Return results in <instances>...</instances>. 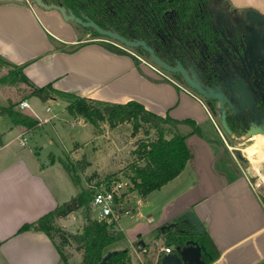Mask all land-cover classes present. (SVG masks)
<instances>
[{
  "label": "crops",
  "instance_id": "1",
  "mask_svg": "<svg viewBox=\"0 0 264 264\" xmlns=\"http://www.w3.org/2000/svg\"><path fill=\"white\" fill-rule=\"evenodd\" d=\"M249 4L253 5H242ZM76 24L66 21L56 9L37 5L35 0H0V55L15 66H21L24 74L38 86L53 83L55 88L63 91L110 102L135 100L159 115L193 116L195 118H188L198 124L210 118L201 98L191 90L159 77L149 66L137 65L128 54L104 47L97 38L80 37L76 28L74 32ZM52 38L65 46L54 45ZM75 44L80 46L74 51L65 48ZM28 92L30 94V89ZM58 99L62 98L49 100ZM23 100L28 101V98L12 102L21 109ZM195 104L199 105L200 111H191L189 107ZM26 108L34 112L31 105L21 112L39 120L37 126L29 129L22 123H14L10 116L0 114L3 120L9 121L10 128L17 130H0V251L6 264H60V254L45 232H18L23 224L37 220L78 193V190L73 192L69 173H46L37 149L29 147V155H34L33 158L9 149L19 141L16 140L19 134L26 132L27 135L58 116L52 114L41 118L27 112ZM46 110L51 111L49 106ZM99 137L96 135L91 139ZM212 144L222 149L218 141H210L209 145ZM28 145L29 139L25 146ZM225 145L233 161L224 162L220 154L206 161L195 158L196 164L188 161L178 176L158 189L178 181L167 191L159 207V216L150 215V219L139 224L134 233L131 231L137 235L130 239L133 246H128L132 264L134 257L141 264H155L160 255L172 253L174 245L169 243L170 230H162L161 226L173 222L188 210L196 213L219 251V257L213 263L257 264L264 259V203L233 149ZM50 155L55 159L58 157L54 151ZM187 166L191 173L184 176ZM140 239L144 244L139 242ZM166 246L172 251L165 252L163 247Z\"/></svg>",
  "mask_w": 264,
  "mask_h": 264
},
{
  "label": "trees",
  "instance_id": "2",
  "mask_svg": "<svg viewBox=\"0 0 264 264\" xmlns=\"http://www.w3.org/2000/svg\"><path fill=\"white\" fill-rule=\"evenodd\" d=\"M50 2L71 8L77 15L84 12L102 27H106V24H116L119 25L120 30L126 33L132 32L137 36L145 34L144 36L150 41L155 38L158 39L160 33L164 35L171 33V30H164L166 20L162 14L163 8L157 0H50ZM194 2L198 10L201 0H175L174 6L180 13V22H177V26L190 22L191 17L194 16L192 8ZM198 18H201L200 11H198ZM94 32L99 35L98 32ZM110 49L114 50L112 47ZM0 63L11 68L8 72L11 79L24 82L29 88L31 87L32 95L38 96L43 101L50 98H62L67 102L66 109L69 113L80 116L92 124L106 121L114 127L120 123L131 122L138 128L147 125L150 129H154L157 133L156 139L148 142L142 141L139 144L136 151L138 153L137 159L131 165L132 170L129 174V179L133 184L131 190L137 191L143 198L178 176L190 159L191 150L188 145V135L178 132L177 125L187 123L194 128V132H202L194 119H177L169 114L159 115L135 100L110 102L63 91L55 88L53 83L38 86L24 74L21 66H15L1 55ZM14 106L15 104L10 103L6 107H0V114L8 115L14 123H22L27 127L39 123V120L33 116L14 110ZM59 160L70 174L74 184L81 187L80 183L73 179V169L77 163H80L79 169L83 171L88 162L84 161L83 158L73 163H69L63 158ZM105 180L108 179H103V181ZM103 181H99L97 184L100 185ZM108 183L110 182L108 181ZM126 194L127 192H123V196ZM93 197V188H81L76 195L55 209L33 222L23 224L18 232L25 230L43 231L52 240L55 236H59L63 245L69 244L70 232L56 225L55 220L84 208V238L81 243H77V248L83 251L80 264H99L104 256L105 247L122 239L125 234L119 229L118 219L109 224L99 221L94 216ZM261 199L264 203L263 195ZM183 226L188 228L187 225L183 224ZM178 235L179 233H176V238L169 235V241H174L175 244L182 243L181 240L178 242ZM199 240L206 244L208 251L213 255L212 261L216 260L219 257V251L213 245L206 231L200 235ZM57 248L62 261L69 264L67 255L62 252L58 245ZM107 264H132L129 249H119L110 257Z\"/></svg>",
  "mask_w": 264,
  "mask_h": 264
},
{
  "label": "rangeland",
  "instance_id": "3",
  "mask_svg": "<svg viewBox=\"0 0 264 264\" xmlns=\"http://www.w3.org/2000/svg\"><path fill=\"white\" fill-rule=\"evenodd\" d=\"M231 1L240 5L243 3H252L254 6H260V9H262L261 11L264 12V0ZM75 28L76 31H78L80 37L86 36L97 39L108 38L105 36L102 38L96 37L102 35H96L93 28L84 27L78 23L74 27V32ZM123 47L126 49L129 48L125 45H123ZM147 60L149 63L153 64L159 69L158 72L154 70V73L165 79L161 73L167 74V72H165L162 68H159V66L154 64V62H152L150 59ZM10 69L11 68L9 66L0 63V106L8 105L12 101L18 103L21 99L27 97L31 108L34 111L31 112L30 109L26 108L25 110L27 112L35 113L41 118L52 114L58 116L53 117L51 121L46 122L43 125L38 126L35 130L29 132L26 135L29 139L28 146L22 145L19 141H17L16 143L9 146V149H13V151L23 155H29V147H32V149L35 150L37 149L39 154L37 156L39 161L42 163L41 166L47 169L46 173H68L63 167L62 163L57 159L59 156H62L59 158H63L69 163H73L78 159H85L84 161L88 162L85 166L86 169L83 171L80 170V163H77L73 169V179L75 182L80 183L81 185V187H77L70 178L73 192H76L81 188L88 189V187H91L90 185L97 184L99 181H103V179H108L103 181L106 185H112L117 181L124 183V191L127 192L129 198L128 200H125L123 207L131 208L128 210V212L123 211L120 214L118 222L119 227L122 229L125 236L122 239L115 241L105 247L104 255L108 252V250H118V248L122 250L128 248V246H133V243H131L130 239L137 235L136 233L133 235L131 231L134 233V229H136L139 224L142 225L143 223L147 222L150 219V215L153 214V216H156V218L159 216V207L163 202V199L166 197L167 191L178 183V181L174 182L162 190L157 189L151 192L145 198H143L137 191L131 190L133 184L129 179V174L132 170L131 165L137 159V148L142 141L148 142L156 139V131L154 129H150L147 125L138 128L131 122L120 123L114 127L110 126L106 121L92 124L80 116L69 113L65 106L66 102L62 99L43 101L38 96L30 95L31 92L29 94L28 90H32V88L27 86L29 88L28 89L23 83L11 79L8 76ZM181 87L183 89L189 90L184 85ZM47 106L50 107V112L46 110ZM189 108L191 111L195 109H197V112L200 111L198 104L192 105V108ZM13 109L21 112V109L23 108L20 109L15 105ZM203 114L204 113H202V115ZM179 116L180 117L177 118L180 119L193 117L184 116L181 114ZM214 118L218 123L216 116ZM200 120L203 119L200 118ZM8 123V120H3V118L0 117V130L9 129L10 132L17 131L16 129L10 128L9 125H7ZM22 125L27 127L24 124ZM198 125L201 126V133L199 131L194 132V128H192V126L187 123L177 125L178 132L181 134L190 135L192 133L188 140V145L191 150L189 159V161L191 160L190 164H196V161H194L195 158L197 159L199 157L206 161L207 158L213 157L214 155L217 156V154H220V159H223L224 162L230 160L233 161L232 156H229L230 154L225 145L226 142L224 141V143L223 141L219 140V134H223V136L228 139L226 133L223 130L220 132V130L217 129L215 123L212 122L211 118L201 121V123ZM34 126L37 125H33V127ZM96 135L100 136L99 139H91ZM256 138H258V140L260 138L263 139L260 136H257ZM258 140L252 139L250 143L245 145H238L236 143L234 144L228 140V145H230V147L233 149L235 156L237 157L242 168L247 172V175L254 185L256 191L260 193L261 196H264V173H262V171L261 173H257L260 168H262L264 172V161H262L264 158V145L261 146V149L255 147V144L258 142ZM210 141H218L221 143L222 149L215 147L213 144L209 145ZM250 146H252V156H249V153L245 151V149L249 148ZM52 151H54L56 156H58L56 159L54 156L50 155ZM29 157L33 158L35 156L29 155ZM184 173V176L191 173L190 166L186 168ZM108 181L110 183H108ZM70 197L71 195L68 197V199ZM84 212L85 209L83 208L75 212V214L72 213L69 216L57 218L55 220L56 225L70 232L71 235L69 244L63 245L59 236H55L54 240H52L47 235L49 239L55 244L56 248L58 245L62 252L67 255L69 264H80L82 262L83 251L77 248V242L72 237V234H83V225L85 223L83 217ZM97 214L98 213L94 211V216ZM169 243L174 245L173 247L175 248L174 241ZM59 257L61 259V256ZM132 261L133 264H141L139 259L136 257H134ZM0 264H6V260L1 251ZM60 264H65L62 259Z\"/></svg>",
  "mask_w": 264,
  "mask_h": 264
},
{
  "label": "flooded vegetation",
  "instance_id": "4",
  "mask_svg": "<svg viewBox=\"0 0 264 264\" xmlns=\"http://www.w3.org/2000/svg\"><path fill=\"white\" fill-rule=\"evenodd\" d=\"M157 1L163 8L162 14L166 20L164 30H171L169 35L160 33L158 39L150 41L145 34L137 36L132 32L126 33L116 24H106L103 28L117 32L131 41H146L168 65H182L189 79L199 85L203 94L189 86L182 72H171L159 66L141 46L133 48L110 37L98 38L96 41H105L112 46L113 51L132 56L137 65H149L141 57L150 59L167 72L162 73L165 79L192 90L201 98L217 129L226 133L228 139L219 134V140L225 141V144L230 140L234 144L245 145L252 139L258 140L257 136L264 139V26H251L247 12L248 7H258L251 4L240 5L231 0H201L198 10L194 2V16L190 22L177 26L180 13L174 6L175 0ZM258 10L264 14L259 8ZM198 11L201 12V18H198ZM82 14L86 15L84 12ZM123 45L129 48L126 49ZM257 46H262V49ZM223 111L230 133L222 123ZM253 129L258 132L248 136ZM263 142L264 140L261 141L262 145ZM261 171L264 173L262 168L257 173ZM174 221L178 225L169 229V235L173 238L181 230L193 229L189 226L184 228L177 218ZM191 238L203 244L208 251L206 244L200 242L199 234H192ZM208 253L211 254L209 251ZM203 257L207 259V255Z\"/></svg>",
  "mask_w": 264,
  "mask_h": 264
},
{
  "label": "water",
  "instance_id": "5",
  "mask_svg": "<svg viewBox=\"0 0 264 264\" xmlns=\"http://www.w3.org/2000/svg\"><path fill=\"white\" fill-rule=\"evenodd\" d=\"M35 2L37 3V5L42 6L46 9H56L60 11L63 18L66 21H74L78 24H81L84 27H91L102 36H107V37L116 39L122 42L123 44L133 47V48L141 46L146 52L150 54L151 58L159 66L171 72H179V71L182 72L186 80L188 81L189 86L192 89H197L199 94H203V91L201 90L199 85H197L196 83H193L189 79L182 65L179 64L177 67H172L168 65L165 61H163L159 56L156 55L154 49L151 46H149V44L146 41L144 40L131 41L123 37L117 32L104 29L98 23H96L93 19H91L90 17L84 14L77 15L71 8H67L63 5H59L55 3H46L44 0H35ZM247 12H248V17H249L248 19L250 20L249 22H252L251 26H255L256 24L264 26V14H262L258 9H256L255 7H248ZM51 41L56 46H59V47L65 46L63 42L59 41L56 38H52ZM98 42H100L104 47H107V48L112 47L110 44L106 43L105 41H98ZM79 46L80 44H75V45L65 47V48L67 49V51H74ZM257 47H259V49H262V46H257ZM257 56L259 55H256V56L254 55V57H257ZM222 123L225 129L227 130V132L230 133L231 130L226 122L224 111L222 113ZM257 132L258 131L256 129H253L252 131L248 133V136H251ZM177 219L182 224L192 227L193 229L189 231H186V230L179 231L180 236L178 235V238L183 242L175 244V248L172 253H164L160 255L155 264H212L214 262V260L212 261L213 256L210 253H208L206 247L203 244H200L195 239L191 238L192 234L201 235L205 231V225L201 223L196 213L193 210H188V211H185L182 215H180ZM176 225H178V222L173 221L169 224L162 225L161 229L162 230H164L165 228L170 229V228L176 227ZM72 237L76 240L77 243H81L84 238V235L81 233L72 234ZM139 242L141 244H144V240L142 239H140ZM117 252L118 250L108 251L102 257L99 264H107L110 257ZM204 255H207V259L203 257ZM209 261H212V262L209 263ZM213 264H218V263H213ZM257 264H264V259Z\"/></svg>",
  "mask_w": 264,
  "mask_h": 264
},
{
  "label": "built area",
  "instance_id": "6",
  "mask_svg": "<svg viewBox=\"0 0 264 264\" xmlns=\"http://www.w3.org/2000/svg\"><path fill=\"white\" fill-rule=\"evenodd\" d=\"M141 57V56H140ZM145 61L148 62L144 57H141ZM143 60H139L140 62ZM148 66L153 69V71H159L158 68H156L153 64L148 62ZM147 66V65H146ZM160 68V67H159ZM163 76V74L161 73ZM164 77V76H163ZM182 86V85H181ZM29 103L27 100H23L20 102V107L25 108L29 107ZM49 109V108H48ZM16 140H19L22 145H27L28 143V137L26 136V132H22L16 137ZM2 147V143L0 141V148ZM91 188L94 189V197L92 201V207L95 212L98 214L95 216L99 221H104L106 223L111 224L113 220H117L120 216V214L123 211L128 212V208H124L123 205L125 203V200L129 198V196L126 194L123 196L124 187L125 184L117 181L111 186L104 184L102 182L100 185L93 184L90 185ZM163 250L165 252H171L172 248L170 246L163 247Z\"/></svg>",
  "mask_w": 264,
  "mask_h": 264
},
{
  "label": "bare ground",
  "instance_id": "7",
  "mask_svg": "<svg viewBox=\"0 0 264 264\" xmlns=\"http://www.w3.org/2000/svg\"><path fill=\"white\" fill-rule=\"evenodd\" d=\"M262 140H264V139H261V138H260V139L258 140V142L255 144V147L261 149V146H263V145L261 144V141H262ZM259 141H260V142H259ZM263 143H264V142H263ZM245 151L249 153V156H252V146H250L249 148H246ZM253 158H254V157H253ZM253 160H254V159H253Z\"/></svg>",
  "mask_w": 264,
  "mask_h": 264
}]
</instances>
